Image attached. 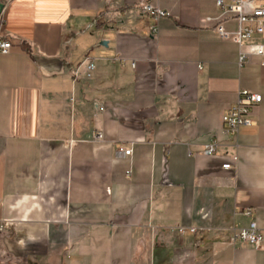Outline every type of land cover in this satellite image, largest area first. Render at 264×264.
<instances>
[{
    "label": "crops",
    "instance_id": "0c3cea01",
    "mask_svg": "<svg viewBox=\"0 0 264 264\" xmlns=\"http://www.w3.org/2000/svg\"><path fill=\"white\" fill-rule=\"evenodd\" d=\"M0 1V264H264V239L230 240L264 238V30L220 37L237 21L214 0H146L157 20L140 0ZM242 89L261 100L230 138Z\"/></svg>",
    "mask_w": 264,
    "mask_h": 264
},
{
    "label": "built area",
    "instance_id": "2783aa9c",
    "mask_svg": "<svg viewBox=\"0 0 264 264\" xmlns=\"http://www.w3.org/2000/svg\"><path fill=\"white\" fill-rule=\"evenodd\" d=\"M217 7H219L223 14L233 16L237 21V29L234 32L227 31L223 28L221 20H217L214 29L220 37L229 38L231 41L241 44L243 39L250 38L252 36H261L264 30V0H234L231 2H225L224 0H214ZM138 7L141 12L150 14L154 19L169 16L170 13L166 10L160 9L146 0H140ZM209 18H207L208 20ZM155 26L151 27V32H154ZM11 42L0 36V54H5L10 50ZM249 51L261 57V65L264 66V36L261 41L250 44ZM244 53L239 56V63L242 62ZM82 63H85L86 74L90 75L89 71L94 68V63L85 58ZM81 63V64H82ZM80 65L75 67L73 72L75 75L79 73ZM261 95L254 93L247 89L238 91V97L235 103L231 104L223 113V132L230 138H235L238 134L241 126L252 125L254 120L250 115V107L252 105L259 104ZM102 109V107H99ZM96 140L102 138V134L97 132L94 137ZM219 147V141L213 139L209 143L202 146L201 153L204 155H214L217 153ZM131 148L119 147L117 149V155L121 157L129 156ZM232 159L235 160L236 156L233 155ZM222 168L230 169L235 165L230 162H224L221 164ZM129 176V171L126 172ZM197 227L179 226L175 229L177 234H183L184 232L194 233L197 231ZM263 234L261 230L256 226L254 221H251L246 227L231 229L230 240L231 242H243L252 245L255 248H260L263 245Z\"/></svg>",
    "mask_w": 264,
    "mask_h": 264
},
{
    "label": "water",
    "instance_id": "95a60500",
    "mask_svg": "<svg viewBox=\"0 0 264 264\" xmlns=\"http://www.w3.org/2000/svg\"><path fill=\"white\" fill-rule=\"evenodd\" d=\"M3 3L0 1V13H1V10H2V8H3ZM103 44H105V42H102Z\"/></svg>",
    "mask_w": 264,
    "mask_h": 264
},
{
    "label": "flooded vegetation",
    "instance_id": "af4514ba",
    "mask_svg": "<svg viewBox=\"0 0 264 264\" xmlns=\"http://www.w3.org/2000/svg\"><path fill=\"white\" fill-rule=\"evenodd\" d=\"M2 2V1H1ZM4 4V2H2Z\"/></svg>",
    "mask_w": 264,
    "mask_h": 264
}]
</instances>
